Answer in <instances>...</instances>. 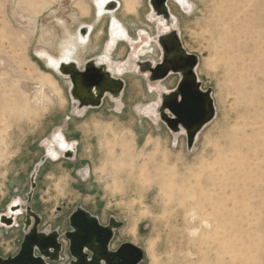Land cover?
<instances>
[{
    "label": "rangeland",
    "instance_id": "374dc122",
    "mask_svg": "<svg viewBox=\"0 0 264 264\" xmlns=\"http://www.w3.org/2000/svg\"><path fill=\"white\" fill-rule=\"evenodd\" d=\"M118 1L116 16L142 48L141 63L122 75L121 113L106 101L78 118L69 79L37 51L57 57L68 32L82 22L96 25L94 3L0 0V213L20 198L23 209L29 203L39 214V230L62 234L77 207L102 225L114 217L122 226L111 248L139 246L140 264H264V0H189V11L169 4L201 88L215 101L214 117L191 148L167 127L165 115L144 112L160 96L150 85L161 83L170 93L181 76L153 71L162 61L163 31L149 0ZM105 16L88 46L78 49L80 66L103 51L111 21ZM131 52V43L120 42L113 61L129 63ZM57 130L78 141L76 161L42 162ZM80 167L90 170L86 180L75 174ZM23 220L0 225V256L18 253ZM60 242L56 264H69V242L64 235Z\"/></svg>",
    "mask_w": 264,
    "mask_h": 264
},
{
    "label": "water",
    "instance_id": "95a60500",
    "mask_svg": "<svg viewBox=\"0 0 264 264\" xmlns=\"http://www.w3.org/2000/svg\"><path fill=\"white\" fill-rule=\"evenodd\" d=\"M166 1L149 0L151 11L153 7L155 11L166 14ZM174 34L178 37L175 31ZM181 50L184 51L182 48ZM189 57L193 58V61L188 65L185 78L179 81L172 92L163 97L162 107L164 111L161 112L165 115L164 121H166L168 128L176 130L180 125L184 127L187 147L194 144L197 133L215 114L210 96L211 90L209 88L202 90L201 82L197 81L193 71L196 67L195 56L189 55ZM66 70L73 74L70 77V82L74 87H77L75 77H84L82 89L79 94L76 93L81 100L85 98L94 85L108 84L110 81L115 83L116 91L123 88L120 75H116L117 79L112 77L110 79L92 65L88 67L84 65L83 71L73 69L72 65L68 66ZM167 72L165 70L162 75L165 76ZM166 98L169 100L166 101ZM165 110H168L169 113L166 114ZM170 114L171 116H169ZM43 158L42 162L45 161ZM39 166L40 164L35 166V172L39 170ZM34 178L33 176L31 179L32 190L29 201L35 187L33 185ZM24 213V221L22 222L24 236L20 249L15 256L6 258L0 256V264H52L51 262L58 261L59 252L62 248V244L58 240L60 234L57 231L48 234L40 231L38 229L40 216L32 210L29 203L25 205ZM112 218L114 217L109 219L107 225H102L99 223L98 217L82 207H77L71 213L69 216L70 230L61 234L69 242L68 250L71 255L69 264H140L142 262L143 250L131 242H122L115 250L110 249V243L114 237L113 230L109 227ZM12 222L8 225H13ZM119 225L121 226L122 223L120 222ZM26 228H30L28 233L25 232ZM88 251L91 252L90 257Z\"/></svg>",
    "mask_w": 264,
    "mask_h": 264
},
{
    "label": "flooded vegetation",
    "instance_id": "af4514ba",
    "mask_svg": "<svg viewBox=\"0 0 264 264\" xmlns=\"http://www.w3.org/2000/svg\"><path fill=\"white\" fill-rule=\"evenodd\" d=\"M94 32H92L86 44L84 45H74L73 41L69 40V35L70 37H75V34H67V38L65 39L64 43L61 46L60 53L57 57H54L50 55L47 51L45 50H38L37 55L42 58L46 65L50 67L53 71L56 72V74H59L61 76L67 77L70 81V77H72V73H69L66 68L68 66L72 65V68L75 70L83 71L84 70V65L86 67L92 65L93 67L97 68L100 70V72L105 73L110 79L111 77L113 79L116 78V62L113 61L112 54L116 49H109L106 45H104L103 51L101 53L93 58L86 59L84 61V64L80 66V58L78 57V49L80 47H83L84 49L88 46V44L91 41V36ZM126 42V41H124ZM100 43V42H99ZM159 45L161 46L160 49L162 52V61L156 65L153 69L154 73L156 76L161 75V77H167L169 72L171 70L173 71H178L181 73V76L179 77L180 79L178 80L176 87L179 83L180 80H183L186 76L188 65L193 61V58L189 57V54H186L184 51L181 50L183 49L179 37H176L174 34V31L171 34L168 35H162L160 40H159ZM124 51H122L123 53ZM167 70V74L163 76V72ZM121 78V77H120ZM77 87H74L72 83L70 82L68 85V93L70 94L71 98L74 100V113L77 114L76 117H84L86 112L90 109H98L103 106V104L107 102H112L115 103V108L117 111H121L118 109L117 103H116V98H117V92L116 91V86L115 83H111L109 81L108 84L101 83V85H94L91 89L90 92L85 96L82 102L80 98L76 95V93H80L82 89V85L84 82V77L81 76H76L75 77ZM103 84V85H102ZM125 87H126V80H125ZM124 87V90H125ZM175 87V88H176ZM106 88V89H105ZM123 89V88H122ZM121 89V90H122ZM174 90V89H173ZM171 90V92L173 91ZM203 90V89H202ZM170 91V90H169ZM168 94V93H167ZM169 99L166 98V101ZM123 103V102H122ZM46 154L44 156L45 161L47 158H50V160L53 161H58L61 159H66L69 162H74L77 160V151H78V141L77 140H68L65 136V133L57 130L53 132L51 135V138L47 140L46 145ZM43 158V159H44ZM79 169L77 174L81 180H86L87 177H89V168H77ZM33 185H35L34 189L36 188V181L33 179ZM34 189L32 191V195L34 194ZM21 199H14L12 200L8 205L7 209L5 212L0 213V225L3 227H13L16 226L14 225L17 222V218L20 215H25L23 207L21 206ZM32 208V207H31ZM11 220V221H10ZM31 222V218H29ZM13 221V222H12ZM24 221V220H23ZM22 221V222H23ZM99 223L100 220L98 218ZM13 223V225H8L6 223ZM119 221L116 218H112L111 222L109 223V227L113 230V233L115 234V231L120 228L121 226L119 225ZM22 224V223H21ZM108 224V223H107ZM106 224V225H107ZM18 226V224H17ZM23 224H22V229H23ZM39 227V226H38ZM39 229V228H38ZM30 228H26L25 232H29ZM45 232L46 234L51 233L52 231H57L58 234H60L58 240L60 242V239L62 238L63 235L62 232H59L57 229H48V230H40ZM112 242V241H111ZM110 249L115 250L116 248H111V243H110ZM62 251V248L59 252V259H60V253ZM89 257L91 256V252L88 251ZM59 261V260H58ZM56 261V262H58ZM56 262H51L52 264H56Z\"/></svg>",
    "mask_w": 264,
    "mask_h": 264
},
{
    "label": "bare ground",
    "instance_id": "6f19581e",
    "mask_svg": "<svg viewBox=\"0 0 264 264\" xmlns=\"http://www.w3.org/2000/svg\"><path fill=\"white\" fill-rule=\"evenodd\" d=\"M172 1H175V4L177 3L185 11H189L190 8H192L190 6L189 0H167L166 4H165L166 9H167V13L164 14L163 12L155 11L154 8L152 7L151 18L157 22L158 28L163 31L164 35L171 34L173 31H175L177 33V36H179V29H178V26L176 25V22H175L176 16L171 11V8L169 5L170 3H172ZM92 2L94 3V7H95L94 8V18L97 20V24L95 25V23L91 24L88 22H82L80 24L78 30L75 33V37H72V36L70 37V35H69V40L73 41V44L77 45V46L86 44L89 35L92 32H94L95 28L102 21L104 16L109 15V19H111L109 39L107 40L105 45L109 49H117V46L120 42L122 43L124 41H126V42L128 41L129 43H131L132 52H131V55L129 58L131 61V62H129L130 65L128 62L127 63L116 62V74L120 75L121 80L123 81V89L117 92V98H116V103H117L118 109L121 110L125 106L122 103V97L124 94V87H125V79L122 77V75L126 72L127 69L131 68L132 64L136 68L139 66V63H141V62H138L137 59H140L139 55L142 52V50H141L142 48L138 49L137 46L133 44L134 39L131 37L127 27L124 25V23L119 18H117L116 13L120 9V2L118 0H92ZM146 33L147 32L145 31L143 34H140V38L142 39L143 35H146ZM160 38H161V35L157 39L158 42H159ZM135 59H136V61H135ZM127 65H129V66H127ZM196 68L197 67H195L193 71H194V74L196 75L197 81L200 82ZM150 86L154 87L155 90L160 95L157 103L155 104L156 106L153 109L147 108L144 111L146 114L150 115L151 118H153L154 115H156V117H157L158 116L157 114L162 112V110H163L162 100H163V97L165 96V94L167 93L166 90H168V88H166L161 83H156V84L150 85ZM210 96L212 98V102H213V106H214V110H215V101H214L212 92L210 93ZM205 125L200 129V131L205 127ZM200 131L197 133V135L195 137V141H196ZM179 132H181L185 136V129L181 125L179 126L177 131H174V134L176 137H177ZM195 141H194V144H195ZM194 144H192V146H188V147L191 148V147H193Z\"/></svg>",
    "mask_w": 264,
    "mask_h": 264
}]
</instances>
